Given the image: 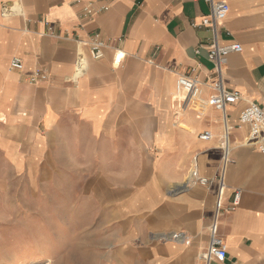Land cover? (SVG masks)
Returning <instances> with one entry per match:
<instances>
[{
    "label": "crops",
    "instance_id": "obj_1",
    "mask_svg": "<svg viewBox=\"0 0 264 264\" xmlns=\"http://www.w3.org/2000/svg\"><path fill=\"white\" fill-rule=\"evenodd\" d=\"M218 1L229 6L222 43L243 49L222 65L224 87L242 97L227 108L226 120L213 108L180 115L182 107L173 100L179 75L194 70L203 83L215 80L204 47L210 33L191 26L209 13L205 2L0 0V152L16 165L22 149L49 151L59 137L86 136L89 143L81 149L104 160L100 182L113 200L104 264H264V154L246 144L248 130L238 127L248 103L264 107V0ZM88 6L95 14L85 18ZM3 7L15 14L2 16ZM94 34L108 46L99 61L79 44ZM79 52L86 70L73 80ZM119 53L124 57L115 66ZM12 58L21 60V72L10 70ZM36 69L43 79L30 84L27 77ZM211 93L204 86L201 98ZM225 125L228 161L221 144ZM40 129L44 142L36 138ZM204 131L212 135L207 142L198 139ZM114 135L123 136L119 148ZM134 135L141 136L139 142ZM150 149L159 153V174L135 181L113 173V150ZM193 159L199 174L211 180L209 188L181 178ZM236 193L239 204L233 207ZM215 215L227 258L206 263L202 254ZM178 231L187 235L188 245L157 239Z\"/></svg>",
    "mask_w": 264,
    "mask_h": 264
},
{
    "label": "rangeland",
    "instance_id": "obj_2",
    "mask_svg": "<svg viewBox=\"0 0 264 264\" xmlns=\"http://www.w3.org/2000/svg\"><path fill=\"white\" fill-rule=\"evenodd\" d=\"M177 96L176 91L173 100L182 107V110L176 109L181 110L180 115L185 110L199 109L195 102L183 107L177 103ZM113 137L117 142L115 147L119 148L123 136ZM140 137L134 135L135 142H139ZM36 138L44 142L42 129ZM62 138L59 137L53 144L54 149L49 151L22 149L20 163L16 165L0 152V264L109 262L113 200L106 196L100 182L107 169L99 164L104 160L96 159L93 151L81 149L83 143H89L86 136ZM247 139L246 144L250 146ZM158 158L159 153L151 149L113 150V173L141 181L137 178L160 173ZM191 166L192 161L181 178L192 187L209 188L188 181Z\"/></svg>",
    "mask_w": 264,
    "mask_h": 264
},
{
    "label": "built area",
    "instance_id": "obj_3",
    "mask_svg": "<svg viewBox=\"0 0 264 264\" xmlns=\"http://www.w3.org/2000/svg\"><path fill=\"white\" fill-rule=\"evenodd\" d=\"M193 2L203 1L209 6V13L201 18V20L196 23L193 22L191 26L194 29H205L210 33V38L204 45L207 52V60L214 67L215 80L210 83H202L198 76L194 75V70L189 74L179 75L176 79V91L177 94H182L183 99L177 100V103L189 105L191 102L198 106L199 111L204 107H210L219 111L224 120H226V111L229 106H233L241 101V94L237 91H231L224 87L222 81V65L231 54H240L242 52V46L236 42H228L226 44L222 43L221 40V24L227 18L229 13V6L224 1L218 0H192ZM105 10L101 8L98 12ZM15 14L14 8L3 7L2 16H11ZM93 10L90 6L84 9L83 17H92ZM81 47H85L88 53V58L92 61H99L104 58L105 51L107 49V43L100 38L99 35L94 34L86 42H79ZM200 50L196 49L195 54H199ZM124 56H122L123 58ZM121 58V59H122ZM10 70L21 72L23 70V64L20 59L12 58L9 62ZM86 70V57L82 52H79L77 59L74 64V75L73 80H76L84 74ZM30 84L39 83L43 79L42 70L36 69L30 73L27 77ZM205 86L212 93L206 99L200 97L201 88ZM187 100V101H186ZM238 123L240 127H246L248 129V139L247 143L255 148L259 153L264 154V107L259 106L255 102L248 103L244 109L240 112ZM229 128L227 125L224 127V135L221 140H223L222 147L225 150L224 159L228 161L227 152V141ZM211 134L208 131H204L198 135V139L203 142H207L211 139ZM188 181L192 185H198L201 187H210L211 180L203 177L199 174L195 159L192 160V166L188 173ZM218 193L219 196L223 190L222 180L218 181ZM239 204V193H236L233 197L232 206L235 207ZM217 211L220 209L219 199L216 205ZM160 242H174L189 244L187 235L182 232H170L160 234L157 237ZM227 258V248L217 232L216 215L215 219L209 227V240L205 252L202 254V259L209 263L210 261L223 262Z\"/></svg>",
    "mask_w": 264,
    "mask_h": 264
},
{
    "label": "bare ground",
    "instance_id": "obj_4",
    "mask_svg": "<svg viewBox=\"0 0 264 264\" xmlns=\"http://www.w3.org/2000/svg\"><path fill=\"white\" fill-rule=\"evenodd\" d=\"M117 54V53H116ZM122 56H123V54H121V53H119V55H118V58H117V61H116V63H115V66H117V64H119V62H120V59L122 58ZM116 58V57H115ZM114 63V62H113ZM187 101V100H186ZM223 136V135H222ZM222 142V141H221Z\"/></svg>",
    "mask_w": 264,
    "mask_h": 264
}]
</instances>
